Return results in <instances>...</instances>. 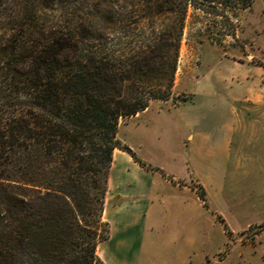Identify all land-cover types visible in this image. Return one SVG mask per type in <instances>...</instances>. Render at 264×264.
I'll list each match as a JSON object with an SVG mask.
<instances>
[{
    "label": "trees",
    "instance_id": "16d2710c",
    "mask_svg": "<svg viewBox=\"0 0 264 264\" xmlns=\"http://www.w3.org/2000/svg\"><path fill=\"white\" fill-rule=\"evenodd\" d=\"M81 1L0 0V264H104L112 152L146 167L120 119L170 97L190 8L255 0H95L111 47Z\"/></svg>",
    "mask_w": 264,
    "mask_h": 264
},
{
    "label": "crops",
    "instance_id": "0c3cea01",
    "mask_svg": "<svg viewBox=\"0 0 264 264\" xmlns=\"http://www.w3.org/2000/svg\"><path fill=\"white\" fill-rule=\"evenodd\" d=\"M252 6L260 32L251 53L174 79L185 100L173 108L152 101L129 117L125 125L141 124L148 152L119 137V126L117 138L146 166L112 152L102 220L120 264H140L144 250L145 264H264V231L243 242L264 227V0ZM175 137L182 156L153 140Z\"/></svg>",
    "mask_w": 264,
    "mask_h": 264
},
{
    "label": "rangeland",
    "instance_id": "374dc122",
    "mask_svg": "<svg viewBox=\"0 0 264 264\" xmlns=\"http://www.w3.org/2000/svg\"><path fill=\"white\" fill-rule=\"evenodd\" d=\"M94 3L95 0L92 2L82 0L80 3L81 12L83 14L91 13L95 17L91 20L97 35L102 37L101 39L106 46L111 47V16L107 15V18L102 17V11L90 6V4L93 5ZM253 10V6L246 9V11L236 10L231 12L228 10L227 14L230 17L229 23L220 16H214L213 14L190 8L185 20L183 39L179 52V64L174 77V79L177 80L176 83L182 76L184 79L199 77L205 69L212 66L221 58L226 57L237 62L251 53L255 49V47L251 45L253 44V39L257 36L256 33L260 32V28L257 26L255 18L252 16ZM254 23L256 24L254 25L256 28L255 31L252 32L251 28ZM257 55V59H264V49L261 55ZM177 84L176 87L172 88L170 97L165 100V103H160L161 105L173 108L187 98L186 92L178 91ZM128 119L129 118L120 119L119 137L124 139L128 144L130 143L136 148H141L144 152H148L149 147L145 142L143 143L139 137L141 124L132 122L125 125ZM175 138L173 141L166 139L153 140L163 149L173 152L175 156H182V154L185 153L184 143L180 142L178 138ZM119 141L126 145L121 140ZM197 192H201V190L197 188ZM260 231H264L263 226L248 230L247 234L243 236V242H253L255 238L253 234ZM262 238L263 237H260V240ZM97 254L103 260L104 264H120L121 262L120 256L112 251V243L110 245L107 240L98 245ZM150 255L151 253L144 250L141 253L140 264H145ZM150 264H159L158 259L156 258V261Z\"/></svg>",
    "mask_w": 264,
    "mask_h": 264
}]
</instances>
